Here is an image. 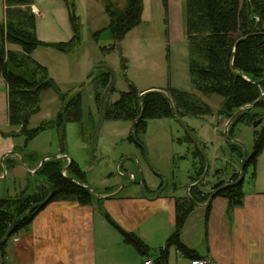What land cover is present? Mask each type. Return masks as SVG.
<instances>
[{"label":"trees","instance_id":"obj_1","mask_svg":"<svg viewBox=\"0 0 264 264\" xmlns=\"http://www.w3.org/2000/svg\"><path fill=\"white\" fill-rule=\"evenodd\" d=\"M100 1L109 19L106 28L111 36V43L100 46V49L103 53H109L119 47L130 30L140 24L142 0H126L123 9L118 8L112 0ZM64 2L72 26V38L65 43H42L36 37L35 13L31 9L32 0H4L5 20L0 23V28L4 32L0 40V71L7 87L8 123L9 126L17 128L18 132L0 133L11 138L23 136V148L41 131L55 127L60 132L61 153H64L65 126L70 122H80L82 118L81 93L77 91L70 96L60 94L58 87L49 78L47 68L31 56L40 45L68 52L79 44L77 0H64ZM184 12L188 72L190 84L196 92H186L173 87L163 91L170 98L175 115L183 123L186 117L203 118L213 115L211 108L197 93L203 96L214 94L221 97L222 102L217 116L228 120L239 108L256 102L264 94V0H184ZM99 32L94 33L95 39L99 36ZM6 45H17L20 50L8 49ZM123 61L125 68V60ZM99 70L95 80L104 90L110 76L107 71ZM46 89L58 92L62 107L54 120L31 128L30 117L39 109V93ZM139 96L140 92L128 83L127 91L120 93L115 101L111 103L108 101L106 115V119L126 120L131 123L141 115L134 127L136 139L140 133H145L149 119H174L172 106L162 93L149 91L142 99ZM100 97L97 92L96 101L100 102ZM260 118L263 120L253 130V151L250 156L248 155L244 168L245 172L248 167L252 168L251 179L255 177L256 161L264 148V96L254 106L238 115L228 129V135L234 137V127L238 123L252 126V123ZM185 125L196 137L194 129ZM128 139L132 141L129 136ZM175 141L179 144H187L188 153L191 154L192 162L186 186L189 188V196H174V230L166 239L164 247L154 257L152 264H168L171 248L190 260L199 258L198 252L186 246L180 239L181 230L196 206L194 203L206 204L207 218L210 209L208 199L213 192H216L213 198L226 199L229 210L240 206L243 202V183H236L239 177L237 170L228 171L230 163L214 170L211 175L213 181L207 179L209 175L207 173L199 182L205 169V159L199 148L193 145L185 133ZM198 142L205 152L207 149L205 143L200 140ZM226 144L233 157L241 160V146L227 141ZM17 150L24 160L28 158L37 161L32 153L22 149ZM4 163L7 167L6 161ZM67 164L64 158L45 160L33 173L34 180L30 190L23 189L14 197L0 198L1 253L9 238L5 242L2 240L10 228L14 226L12 236L27 229L35 215L50 202L74 200L88 205L98 199L90 190L69 178L73 177L87 185L86 174L79 165L71 160L63 171ZM227 172L228 180H225ZM196 182L199 183L195 184ZM162 186L163 184L159 187ZM173 189L174 192L178 190L176 185ZM51 191L52 195L46 205L38 207L37 204L45 200ZM104 217L120 233L125 243L130 244L141 255H149L150 248L141 238L121 228L108 213L105 212Z\"/></svg>","mask_w":264,"mask_h":264},{"label":"rangeland","instance_id":"obj_2","mask_svg":"<svg viewBox=\"0 0 264 264\" xmlns=\"http://www.w3.org/2000/svg\"><path fill=\"white\" fill-rule=\"evenodd\" d=\"M32 3L40 11L39 15H35L38 40L42 43H65L72 38V26L64 0H32ZM119 4L118 8L123 9L126 5L125 0H120ZM5 10L4 0H0V23L5 20ZM76 14L79 17L80 42L73 50L62 52L53 47L40 45L31 55L33 59L46 66L49 78L58 87L60 94L70 96L77 91L81 93L82 118L80 122H70L65 126L64 152L78 162L86 174L87 186L97 193L120 189L132 178L128 172H133L134 181L121 188L122 195H143L142 189H145V195H152L162 184L163 196L170 194L178 196L182 192L185 194L192 159L187 150L188 145L175 141L183 136V131L174 119H149L145 133H140L136 139L141 146L138 142L128 139L132 123L126 120H104L95 154L91 151V138L99 113V102L96 101L95 94L99 92L101 96L104 91L95 80L96 74L100 72L98 66L107 65L115 74L114 90L109 96V103L115 101L120 93L128 90V83L138 91L145 92L166 89L174 85L190 87L186 47L184 52L181 49L169 48L163 33L166 26L163 13L148 0H144L140 24L127 34L119 47L109 53H103L100 49V46L111 43V36L106 28L109 19L104 12L103 3L100 0H77ZM97 31L100 32L95 39L93 35ZM2 33L4 36L0 28V40ZM6 47L14 51L20 50L17 45ZM197 95L211 108L213 115L203 117L204 121L189 117L183 121L196 130L195 135H200L201 126L204 129L208 128L205 126L206 121L213 122L219 118L217 111L222 99L214 94ZM61 107L62 101L58 92L53 89L42 90L39 93V109L30 117L29 127H37L54 120ZM223 120L226 124L227 120L225 118ZM253 130L254 127L242 123L234 127V137L240 139L249 156L253 151ZM11 131L18 132V129L9 126V123L0 126V132ZM0 135L7 137L2 133ZM59 135L58 129L48 127L29 140L25 148L22 147L23 136H19L17 139L22 142L16 150L22 149L32 153L37 161L45 156H55L53 153L61 151ZM223 140L225 137L220 135L218 143L215 142L220 157L222 151L228 149L222 150L218 145ZM240 163V159L233 161L237 172ZM225 164L221 163V167H225ZM233 165L229 167L233 168ZM251 173L252 168L248 167L244 174V186L250 183ZM12 175L14 172L9 171L6 178L0 181L2 195L12 186ZM30 179L25 184L28 190L33 185L32 175ZM174 185L178 189L176 192L173 189ZM21 189L23 190V186ZM157 253L158 248H150V256L156 257Z\"/></svg>","mask_w":264,"mask_h":264},{"label":"crops","instance_id":"obj_3","mask_svg":"<svg viewBox=\"0 0 264 264\" xmlns=\"http://www.w3.org/2000/svg\"><path fill=\"white\" fill-rule=\"evenodd\" d=\"M112 1L120 6V0ZM148 1L163 13L166 25L163 33L169 48L184 52L186 47L188 59L184 0ZM32 7L38 12L35 15H39L38 8L34 4ZM143 10L144 0L142 13ZM170 87L195 92L191 84L190 87ZM7 123V87L0 71V126ZM205 124L208 128L201 126V134L196 136L207 146V179L213 181L211 175L214 170L222 168L223 162L233 165L235 158L228 151L226 140L218 144L222 150L227 149L222 151L221 157L216 149L217 139L220 135L223 136L225 127L223 117L213 122L206 121ZM194 131L197 134L195 129ZM21 142L20 139L0 135V158L6 153L3 163L0 161V181L6 178L9 171L14 172L12 188L7 189L4 194L6 196L0 193V198L12 197L22 190V186L26 189L25 184L33 175L27 170L33 172L40 164V161L26 158L24 164L27 170L21 165L20 157L11 153L17 151ZM53 154L69 156L67 152L61 151ZM72 160L78 164L75 159ZM232 169H235L234 165L229 171ZM224 179L228 180V172ZM121 190L99 192L101 198L88 205L74 200L50 202L35 215L27 229L7 240L3 252H0V264H144L146 259L153 261L154 257L150 254L143 256L125 243L120 233L105 219L104 213H108L124 230L136 234L149 248H158L159 253L174 229V195L163 196L161 192L156 196L158 191L146 196L122 195ZM243 191L242 204L231 210L228 209L225 198H213L207 218L206 204L195 206L181 230L182 243L195 249L199 258L207 260V264H264V148L256 161L255 177L247 186L243 183ZM182 195L185 194L182 192L178 196ZM168 264H191V260L171 248Z\"/></svg>","mask_w":264,"mask_h":264},{"label":"water","instance_id":"obj_4","mask_svg":"<svg viewBox=\"0 0 264 264\" xmlns=\"http://www.w3.org/2000/svg\"><path fill=\"white\" fill-rule=\"evenodd\" d=\"M97 69H103L105 71H107L109 73V76H110V80H109V83L108 85L106 86V88L104 89L101 97H100V102H99V113H98V118H97V121H96V124L93 128V131H92V138H91V151H92V154H95V151H96V148H97V143H98V138H99V134H100V130H101V127L103 125V122L104 120L106 119V115H107V105H108V101H109V96L111 95L113 89H114V85H115V74H114V71L111 67L107 66V65H101V66H98ZM240 73V72H239ZM241 74V73H240ZM152 91H157V92H160L162 93L166 98L167 100L170 102L171 106H172V110H173V114H174V120L177 122V124L180 126V128L182 129L183 133L187 134L188 137L190 138V140L192 141L193 145H195L197 148H199L200 150V153L201 155L203 156V158L205 159V169H204V173L203 175L201 176L200 181H202L208 171H209V161L207 159V156L205 155V152L201 149L200 145H199V142L197 140V138L192 134V132L186 127V125L175 115V111L173 109V105H172V102L170 100V98L167 96V94L164 92V91H161V90H152ZM149 92V91H147ZM147 92H142L140 93V99H142L143 95ZM264 94H262L259 99L248 105V106H244V107H241L239 108L237 111H235L232 116L227 120L226 124H225V127H224V130H223V136L225 137V140L227 142H232V143H235V144H238L239 146H241L242 148V159H241V163H240V168H239V172H238V179L236 180V183H243L244 181V174H245V171H244V168H245V162H246V159L248 157V153H247V150L245 149V147L243 146V144L241 143V141L233 136H229L228 135V129L230 127V125L234 122V120L237 118L238 115H240L243 111H245L246 109L254 106L259 100H261L263 98ZM141 117V115H139V117L137 119H139ZM132 122L131 124V127H130V132H129V137L132 139V141H135V142H138L134 136V127H135V124H136V121ZM263 118H260L258 120H256L255 122L252 123V126L255 128L258 124H260L262 122ZM138 144L141 146V144L138 142ZM12 154H17L19 157H20V163L21 165L27 170V168L25 167V164H24V159H23V156L20 152L18 151H13L11 152ZM145 154V152H144ZM6 153L3 154L0 158V161L3 163V159L5 157ZM50 158H53V159H57V158H64L66 159L68 162V164L71 162V158L69 156H46V157H43L41 160H40V164L39 166L47 159H50ZM68 164L63 168V171L66 170ZM36 170H34L33 172H31L30 170H27V172L29 174L31 173H34ZM130 175H132V178L129 179L127 182H125V184H129V183H132L134 181V176L135 174L133 172H128ZM126 173V174H128ZM125 174V175H126ZM73 182H76L78 185L82 186V187H85L87 188L88 190H90L93 194H95V196L97 198H101V195L99 193H97L94 189H92L91 187L77 181L75 178L73 177H69ZM199 182H196L195 184L199 183ZM142 179L140 180V185L142 186ZM124 184V185H125ZM166 184V182H165ZM121 186V188H123V186ZM120 188V189H121ZM164 189V186L161 187V189L158 190V192L156 193V196H159V194L163 191ZM188 190L189 188L186 189L185 191V195L186 196H189L188 194ZM53 191V190H52ZM52 191L51 193L49 194V196L41 201L40 203L37 204L38 207H44L46 205V203L49 201L51 195H52ZM216 192H213L209 199H208V202L211 201V199L213 198V196L215 195ZM142 194L144 196L145 193L142 189ZM196 206H199L200 204H197V203H194ZM13 229H14V226L12 228H10V230L7 232L6 236L4 237V239L2 240V242H5L8 238H10L13 234Z\"/></svg>","mask_w":264,"mask_h":264},{"label":"built area","instance_id":"obj_5","mask_svg":"<svg viewBox=\"0 0 264 264\" xmlns=\"http://www.w3.org/2000/svg\"><path fill=\"white\" fill-rule=\"evenodd\" d=\"M31 9L34 13H38L33 7ZM14 240L16 239L14 238ZM144 264H152V261L150 259H146ZM191 264H207V260L202 258L192 259Z\"/></svg>","mask_w":264,"mask_h":264},{"label":"flooded vegetation","instance_id":"obj_6","mask_svg":"<svg viewBox=\"0 0 264 264\" xmlns=\"http://www.w3.org/2000/svg\"><path fill=\"white\" fill-rule=\"evenodd\" d=\"M160 189V187H158V189L156 191H158ZM144 191V190H143Z\"/></svg>","mask_w":264,"mask_h":264}]
</instances>
